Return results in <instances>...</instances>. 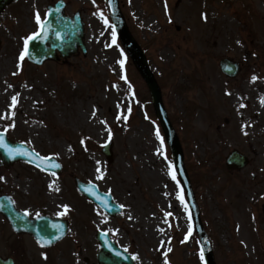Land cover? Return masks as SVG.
I'll return each instance as SVG.
<instances>
[{
	"label": "rangeland",
	"instance_id": "1",
	"mask_svg": "<svg viewBox=\"0 0 264 264\" xmlns=\"http://www.w3.org/2000/svg\"><path fill=\"white\" fill-rule=\"evenodd\" d=\"M56 1L19 0L0 19V131L65 167L60 178L19 164L0 176V187L20 209L72 216L68 238L43 264H98L97 231L109 232L136 264H203L196 233L184 240L187 221L176 182L181 180L149 89L105 1L64 0L69 16L82 14L86 55L42 68L21 61L24 41L39 30L36 13L42 22ZM117 2L148 57L181 142L216 264H264L263 200L255 201L264 195V0ZM225 58L243 67L234 81L224 77L228 86L217 67ZM110 138L112 163L102 152ZM234 150L250 160L243 171L225 167ZM70 177L112 193L124 213L109 218L84 200ZM0 228L7 247L14 242L10 227L0 222ZM29 261L18 255V264Z\"/></svg>",
	"mask_w": 264,
	"mask_h": 264
},
{
	"label": "water",
	"instance_id": "2",
	"mask_svg": "<svg viewBox=\"0 0 264 264\" xmlns=\"http://www.w3.org/2000/svg\"><path fill=\"white\" fill-rule=\"evenodd\" d=\"M62 12V5L58 4L56 9H52L49 14V19L46 24H44L42 34L40 37L32 41L30 45H28V56L33 59L34 61H42L47 58H56L55 51L59 50L63 52L64 56H68L69 53L66 51H70L71 53L76 52L77 47H82V36H83V26L81 21L78 18L69 19L63 16ZM115 16V15H114ZM120 34L122 35L125 43L128 45L132 53L134 54L135 58L137 59L141 70L143 72L144 77L148 81L152 93L155 99V103L158 107L160 118L164 124V127L172 140V145L175 153L176 160L178 164H180V156L181 151L178 147V143L176 139L173 140V134L170 128L169 123L166 121L164 117V112L162 110L160 95L157 90L156 84L154 83L151 74L149 73L148 66L146 64L145 58L143 53L137 47L133 39L128 35L126 29L123 25L118 24ZM50 44V48H46V44ZM38 63V62H37ZM227 72L231 73L230 70ZM3 143L7 145V147L0 146V153L4 155V158L8 161L11 160H28L33 162L40 167L47 169V170H54L51 161H45L39 159L32 153L25 154H16L19 153H26V150L23 146H15V145H8L2 139ZM10 150H12L10 154ZM108 154L110 152L108 150ZM238 155V154H234ZM33 157V158H32ZM244 158H239L240 164H244ZM231 162H234L232 159ZM81 189L85 192L93 201L99 203L103 208L112 211L113 213L117 212L115 206H111L102 196L99 194L96 187L85 186L82 185ZM6 215H8L13 222H15L17 230H24L38 238L43 239H56L62 238V233L60 230L54 232L51 230L53 224L56 225L54 222H51L50 219L43 218L37 219L34 221L28 220V218L24 215V213H15L13 211H6ZM98 239L101 241L102 245V252L99 254L98 259L101 264H133L132 259L124 254L120 249L116 248V246L110 242L109 237L107 235L99 234ZM208 252V262L209 264H213L210 250L207 246Z\"/></svg>",
	"mask_w": 264,
	"mask_h": 264
},
{
	"label": "snow or ice",
	"instance_id": "3",
	"mask_svg": "<svg viewBox=\"0 0 264 264\" xmlns=\"http://www.w3.org/2000/svg\"><path fill=\"white\" fill-rule=\"evenodd\" d=\"M101 16L103 18V15L102 14H101ZM35 18H36L37 23L38 24H41V29H43V24L41 23V18H40L39 12L36 13V17ZM205 19H206V17H205ZM105 23H107V20L106 19H105ZM37 35H39V33H34L32 36H29L27 38V40L25 41V53H27V50H28V40L34 39ZM113 39L115 40V32H113ZM20 59H21V61L24 59V54H21ZM253 79L255 80L256 78L254 77ZM12 99H13V105L12 106L14 107L15 106V103H16V97L14 96ZM262 102H264V101H262ZM157 135L159 136V131H157ZM161 143H163V138H161ZM0 146L7 147V145H5L3 143L2 139H0ZM11 152H12V150H10V154H11ZM16 154H25L26 155L27 153H19V152H17ZM55 166L56 167H59L58 164L55 165ZM172 179L173 180H176V175H175L174 172L172 173ZM177 183H179V182L177 181ZM56 190L59 191L58 188ZM179 199L183 202V200H184L183 194H181L179 196ZM64 207H65V211H67L68 210V207L67 206H64ZM123 207L124 206L121 205V208H123ZM167 215H171V213H167ZM189 235H190V232H189ZM51 242H52L51 240L44 241V243H46V244H50ZM168 251L170 252L171 251V248H169ZM165 256H167V252L165 253ZM133 258L135 259V257H133ZM201 259L202 260L204 259L203 251H201ZM165 264H168V261L167 260L165 261Z\"/></svg>",
	"mask_w": 264,
	"mask_h": 264
},
{
	"label": "flooded vegetation",
	"instance_id": "4",
	"mask_svg": "<svg viewBox=\"0 0 264 264\" xmlns=\"http://www.w3.org/2000/svg\"><path fill=\"white\" fill-rule=\"evenodd\" d=\"M15 239H20L14 236ZM4 247V248H3ZM0 242V257L3 258L4 260L7 259H13L14 264H17V258H16V253H17V245L15 243L11 242V246L9 249L6 248L5 245H3Z\"/></svg>",
	"mask_w": 264,
	"mask_h": 264
},
{
	"label": "bare ground",
	"instance_id": "5",
	"mask_svg": "<svg viewBox=\"0 0 264 264\" xmlns=\"http://www.w3.org/2000/svg\"><path fill=\"white\" fill-rule=\"evenodd\" d=\"M248 103H249L250 105H252V102H251V101H248Z\"/></svg>",
	"mask_w": 264,
	"mask_h": 264
}]
</instances>
